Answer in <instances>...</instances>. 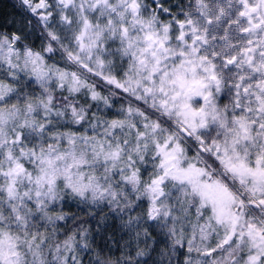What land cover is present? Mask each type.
I'll list each match as a JSON object with an SVG mask.
<instances>
[{"label": "snow or ice", "instance_id": "obj_1", "mask_svg": "<svg viewBox=\"0 0 264 264\" xmlns=\"http://www.w3.org/2000/svg\"><path fill=\"white\" fill-rule=\"evenodd\" d=\"M0 264H264V0H0Z\"/></svg>", "mask_w": 264, "mask_h": 264}, {"label": "rangeland", "instance_id": "obj_2", "mask_svg": "<svg viewBox=\"0 0 264 264\" xmlns=\"http://www.w3.org/2000/svg\"><path fill=\"white\" fill-rule=\"evenodd\" d=\"M4 1H7L6 3H8V2H9V0H4ZM8 11H11V9H10V8H8Z\"/></svg>", "mask_w": 264, "mask_h": 264}, {"label": "trees", "instance_id": "obj_3", "mask_svg": "<svg viewBox=\"0 0 264 264\" xmlns=\"http://www.w3.org/2000/svg\"><path fill=\"white\" fill-rule=\"evenodd\" d=\"M6 2H7V1H4L5 4H7ZM6 10H7V9H6Z\"/></svg>", "mask_w": 264, "mask_h": 264}, {"label": "bare ground", "instance_id": "obj_4", "mask_svg": "<svg viewBox=\"0 0 264 264\" xmlns=\"http://www.w3.org/2000/svg\"><path fill=\"white\" fill-rule=\"evenodd\" d=\"M7 11H8V9H7Z\"/></svg>", "mask_w": 264, "mask_h": 264}]
</instances>
